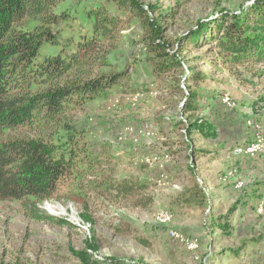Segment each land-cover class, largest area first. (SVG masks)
I'll return each mask as SVG.
<instances>
[{"label":"rangeland","instance_id":"374dc122","mask_svg":"<svg viewBox=\"0 0 264 264\" xmlns=\"http://www.w3.org/2000/svg\"><path fill=\"white\" fill-rule=\"evenodd\" d=\"M52 9L59 44L44 43L39 57L95 34L104 64L90 77L115 80L48 128L69 163L54 196L0 200V262L264 264V60L234 62L218 44L264 0H56ZM97 9L114 18L108 37L92 31ZM259 33L242 36L264 44ZM123 178L149 187L125 197L111 188ZM136 196L151 202L134 206Z\"/></svg>","mask_w":264,"mask_h":264},{"label":"trees","instance_id":"16d2710c","mask_svg":"<svg viewBox=\"0 0 264 264\" xmlns=\"http://www.w3.org/2000/svg\"><path fill=\"white\" fill-rule=\"evenodd\" d=\"M55 2L0 0L1 201L31 199L41 202L54 196L69 163L56 155L49 141L48 128L61 123L70 102L80 104L87 97H106L115 80L106 75L90 77L96 63L104 64L95 34L83 37L67 51L62 47L60 53L39 57L44 43L59 44L57 23L60 16L52 9ZM134 4L137 3L134 1ZM135 12L140 15L144 10ZM24 17L37 18L40 23L27 27ZM94 18L92 31L110 36L114 18L98 9L94 10ZM223 20L216 21L211 31L222 28ZM246 31L264 34V9L249 13L242 22L233 21L223 29L218 43L221 51L235 56L234 62L240 55L249 54L259 61L264 60V44L257 45L255 41L248 44L242 36ZM160 68L167 72L172 67L161 65ZM111 186L117 193L131 198L147 189L149 184L123 178ZM150 202L151 197L136 196L132 204L146 206Z\"/></svg>","mask_w":264,"mask_h":264}]
</instances>
